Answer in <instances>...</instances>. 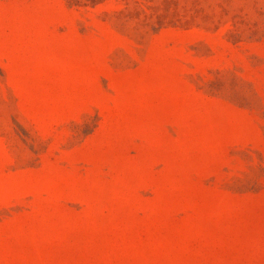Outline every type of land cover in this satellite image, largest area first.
Instances as JSON below:
<instances>
[{
	"label": "rangeland",
	"instance_id": "1",
	"mask_svg": "<svg viewBox=\"0 0 264 264\" xmlns=\"http://www.w3.org/2000/svg\"><path fill=\"white\" fill-rule=\"evenodd\" d=\"M0 264H264V0H0Z\"/></svg>",
	"mask_w": 264,
	"mask_h": 264
}]
</instances>
